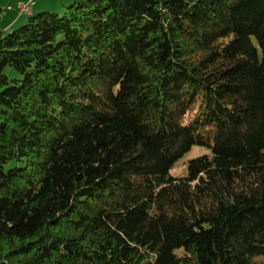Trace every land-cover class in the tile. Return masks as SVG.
<instances>
[{"label": "trees", "instance_id": "16d2710c", "mask_svg": "<svg viewBox=\"0 0 264 264\" xmlns=\"http://www.w3.org/2000/svg\"><path fill=\"white\" fill-rule=\"evenodd\" d=\"M0 264H264V0H77L0 34Z\"/></svg>", "mask_w": 264, "mask_h": 264}, {"label": "crops", "instance_id": "0c3cea01", "mask_svg": "<svg viewBox=\"0 0 264 264\" xmlns=\"http://www.w3.org/2000/svg\"><path fill=\"white\" fill-rule=\"evenodd\" d=\"M77 0H0V34H7L40 12L63 13ZM31 4L30 11L21 15L19 6Z\"/></svg>", "mask_w": 264, "mask_h": 264}, {"label": "rangeland", "instance_id": "374dc122", "mask_svg": "<svg viewBox=\"0 0 264 264\" xmlns=\"http://www.w3.org/2000/svg\"><path fill=\"white\" fill-rule=\"evenodd\" d=\"M29 22V19L22 25H19V28L22 27L23 25L27 24ZM18 28V27H17ZM11 32V31H10ZM10 32H8L7 34H9ZM6 73L8 76H10L11 78H16L18 77V73L13 70V69H6ZM210 154V151L206 148H201V147H195L192 149V151H190L189 153H187L170 171V174L173 177H184L187 175L188 173V164L190 162V160L202 156V155H208ZM15 164H12L11 167H15Z\"/></svg>", "mask_w": 264, "mask_h": 264}, {"label": "built area", "instance_id": "2783aa9c", "mask_svg": "<svg viewBox=\"0 0 264 264\" xmlns=\"http://www.w3.org/2000/svg\"><path fill=\"white\" fill-rule=\"evenodd\" d=\"M31 8V4H22L19 6V12L21 15L26 14L27 10Z\"/></svg>", "mask_w": 264, "mask_h": 264}, {"label": "bare ground", "instance_id": "6f19581e", "mask_svg": "<svg viewBox=\"0 0 264 264\" xmlns=\"http://www.w3.org/2000/svg\"><path fill=\"white\" fill-rule=\"evenodd\" d=\"M29 11H30V9L27 10V12H29Z\"/></svg>", "mask_w": 264, "mask_h": 264}]
</instances>
